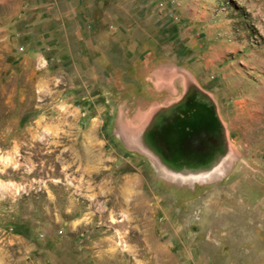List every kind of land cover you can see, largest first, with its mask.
<instances>
[{
  "label": "rangeland",
  "instance_id": "374dc122",
  "mask_svg": "<svg viewBox=\"0 0 264 264\" xmlns=\"http://www.w3.org/2000/svg\"><path fill=\"white\" fill-rule=\"evenodd\" d=\"M0 264H264V0H0Z\"/></svg>",
  "mask_w": 264,
  "mask_h": 264
},
{
  "label": "crops",
  "instance_id": "0c3cea01",
  "mask_svg": "<svg viewBox=\"0 0 264 264\" xmlns=\"http://www.w3.org/2000/svg\"><path fill=\"white\" fill-rule=\"evenodd\" d=\"M147 65L148 64L142 65V67H145V71L147 72L148 75V77H146V81H145L146 83L141 81L138 83V86H136L138 89V93L141 94L142 97L146 96L147 98L157 94V95H162L161 98H164L166 95H168V93L173 91L174 88H172V86L175 85L176 82L175 80H177L179 77L183 78L182 85L185 86L186 90L189 89L191 93L194 92V90H196L198 87L195 84L190 83V80L187 77V72L191 76L192 73H190V71L187 68H185L183 65L182 67H180L179 64L172 63L171 61L159 62L157 67L155 68L154 67L149 68ZM180 68H183L182 72L179 70ZM131 70L132 72L134 71L133 68L132 69L130 68V71ZM150 89H154V93L151 94Z\"/></svg>",
  "mask_w": 264,
  "mask_h": 264
}]
</instances>
